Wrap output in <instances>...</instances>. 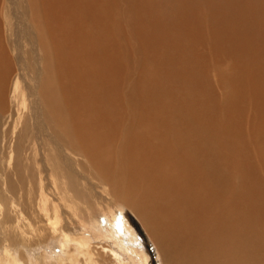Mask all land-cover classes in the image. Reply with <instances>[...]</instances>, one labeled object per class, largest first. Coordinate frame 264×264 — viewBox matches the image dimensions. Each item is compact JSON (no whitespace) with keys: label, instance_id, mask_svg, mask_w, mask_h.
<instances>
[{"label":"bare ground","instance_id":"6f19581e","mask_svg":"<svg viewBox=\"0 0 264 264\" xmlns=\"http://www.w3.org/2000/svg\"><path fill=\"white\" fill-rule=\"evenodd\" d=\"M37 182L87 264H149L113 203L161 264H264V0H0V194Z\"/></svg>","mask_w":264,"mask_h":264},{"label":"rangeland","instance_id":"374dc122","mask_svg":"<svg viewBox=\"0 0 264 264\" xmlns=\"http://www.w3.org/2000/svg\"><path fill=\"white\" fill-rule=\"evenodd\" d=\"M14 136L15 133L12 134V139L15 138ZM97 183L99 184V182ZM41 184L42 185L40 186V183L37 182L34 184L35 187L31 185L30 187L24 188V186L17 183L15 187V191H17V193H10L11 191L7 188L1 190L0 264H87L86 261L88 260L83 256L90 255L88 242L90 235L94 234V230H92L93 227L91 228L88 225L86 226L85 224L80 223V227H77L79 228L78 230L80 231V234L78 237H75V239L64 235L54 236L49 234L50 227L46 220L47 217L46 214L42 212L41 208H44L51 217L53 216V202L51 196H49V200L42 199L40 192L41 187H45V183ZM44 187H42V190ZM52 192L55 193V190L52 189ZM82 200L83 199L79 201L81 202ZM8 202L10 203L9 206ZM61 204L74 208L73 210L71 208H69V210L66 208L65 211L69 212L67 214L79 213V206L75 202L72 203V200H70L69 204L65 201ZM6 205L8 206V209ZM80 208L83 210L82 205ZM96 209L97 211L95 214L104 218L100 219L99 217V219L102 221L105 220L103 222L100 221L101 224H103L100 226L105 228L100 230L105 233L103 234V232H101L99 234L97 232L101 242H108L112 247L114 244L119 242L118 246H120V242L124 240V236H127V238L129 237V239L131 238V240H135V243L142 247L149 264H161L154 242L145 230L146 228L142 224L141 220L134 214V212H132V210L114 203L112 205H105ZM84 211L86 210L84 209ZM88 216H85L84 218H87ZM4 219H6L9 223ZM5 222H7L8 225ZM71 226L75 228V226ZM5 232L8 234H3ZM129 232L131 233L129 234ZM98 242L99 238L92 242V244L96 246ZM113 253H111V255L114 256V259H119V254Z\"/></svg>","mask_w":264,"mask_h":264}]
</instances>
